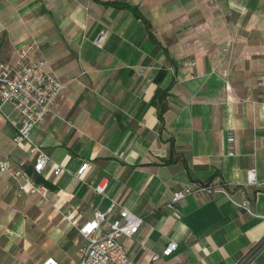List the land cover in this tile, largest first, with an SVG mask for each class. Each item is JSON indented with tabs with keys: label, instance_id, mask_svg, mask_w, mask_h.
Wrapping results in <instances>:
<instances>
[{
	"label": "crops",
	"instance_id": "obj_1",
	"mask_svg": "<svg viewBox=\"0 0 264 264\" xmlns=\"http://www.w3.org/2000/svg\"><path fill=\"white\" fill-rule=\"evenodd\" d=\"M101 1L109 0H0V30H10L0 60L35 40L34 56L65 84L30 131L49 157L47 197L0 175V264L47 255L75 264L84 242L75 225L111 198L143 218L123 238L131 264L235 263L264 234V0ZM5 115H14L8 104L0 156L31 168L35 154L12 141ZM250 167L257 181L245 186ZM189 181H219L229 195H189L179 211L168 208ZM169 239L177 248L161 255ZM245 264H264V244Z\"/></svg>",
	"mask_w": 264,
	"mask_h": 264
},
{
	"label": "built area",
	"instance_id": "obj_2",
	"mask_svg": "<svg viewBox=\"0 0 264 264\" xmlns=\"http://www.w3.org/2000/svg\"><path fill=\"white\" fill-rule=\"evenodd\" d=\"M205 1L211 3L215 0ZM103 40L104 31L101 30L94 41L98 47H101ZM38 48L37 41H27L15 49L13 58L0 60V111L4 104L11 107L14 114L13 118L10 119L9 115H5V117L14 129L12 141L14 143H26L29 150L35 154L31 171L17 166L8 157L0 156V175L7 174L15 180L20 190L46 198L49 187L43 182L36 181L35 176L43 177V170L49 161V157L30 138V131L55 106L65 84L45 67V60L34 56ZM233 141L234 135L229 132L227 142L231 144ZM233 153L234 151L231 149L228 151L230 155ZM86 166L85 163L80 165L76 170V175H82ZM61 171V165L53 166V174L57 175ZM256 181V168L246 169L244 185H253ZM107 182V178L103 177L92 183L93 192L103 194ZM215 192L229 195L226 185L219 181H189L172 191L166 206L179 211V204L185 197ZM239 205L246 212L251 211L250 199L245 195ZM142 223L143 218L140 215L121 205L117 199L111 198L104 211L94 209L90 218L75 225L77 232L84 239L80 247V257L75 264H131L123 238L131 237L137 233ZM263 244L264 234L233 264H245ZM176 248V241L169 239L162 249L161 255H170ZM158 256V254L152 255L154 258ZM40 264L59 263L54 256L47 255Z\"/></svg>",
	"mask_w": 264,
	"mask_h": 264
},
{
	"label": "trees",
	"instance_id": "obj_3",
	"mask_svg": "<svg viewBox=\"0 0 264 264\" xmlns=\"http://www.w3.org/2000/svg\"><path fill=\"white\" fill-rule=\"evenodd\" d=\"M102 4H105V5H114V6H121V7H125V6H130V5H127L126 3H120V2H117V1H114V0H109V1H101ZM132 10L135 11V14L139 17H141V14L135 10L134 7H131ZM162 110L163 108H161L158 112V115H159V118H161L162 116ZM27 170L31 171V168L30 167H27ZM36 178V181H39V182H43L44 184H46L49 188H51V184L49 181H47L46 179H44L43 177L39 176V175H36L35 176Z\"/></svg>",
	"mask_w": 264,
	"mask_h": 264
},
{
	"label": "rangeland",
	"instance_id": "obj_4",
	"mask_svg": "<svg viewBox=\"0 0 264 264\" xmlns=\"http://www.w3.org/2000/svg\"><path fill=\"white\" fill-rule=\"evenodd\" d=\"M7 29H8V26L6 25V27H3L0 30V46L4 45V43L8 37V31H10V30L8 29V31H7ZM0 50H2V49L0 48Z\"/></svg>",
	"mask_w": 264,
	"mask_h": 264
}]
</instances>
